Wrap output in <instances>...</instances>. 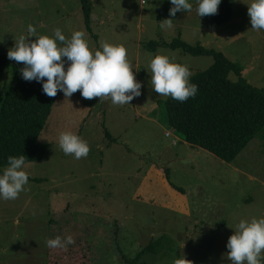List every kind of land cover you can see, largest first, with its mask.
<instances>
[{"label": "rangeland", "instance_id": "obj_1", "mask_svg": "<svg viewBox=\"0 0 264 264\" xmlns=\"http://www.w3.org/2000/svg\"><path fill=\"white\" fill-rule=\"evenodd\" d=\"M90 1L91 33L80 0H0L1 54L28 36L29 24L49 37L56 28L68 39L83 31L93 50L104 42L123 45L142 84L141 95L126 105L109 97L89 108L79 90L71 97L60 93L40 138L50 144L46 157L26 163L29 181L18 198L0 199V264H47L46 241L56 236L73 238L67 248L87 242L94 264H175L181 258L232 264L226 245L240 220L264 218V129L231 164L191 146L169 126V96L152 88L149 64L167 55L188 66L189 80L214 64L213 57L162 46L181 38L222 52L243 67L251 85L264 88V30L252 29V0H235L230 22L213 28L199 17L197 0L175 17L169 0ZM167 19L172 28L162 27ZM150 42L161 46L150 51ZM13 77L11 66L0 74V104ZM62 132L86 141L88 155H66ZM153 241L162 245L140 256Z\"/></svg>", "mask_w": 264, "mask_h": 264}, {"label": "trees", "instance_id": "obj_2", "mask_svg": "<svg viewBox=\"0 0 264 264\" xmlns=\"http://www.w3.org/2000/svg\"><path fill=\"white\" fill-rule=\"evenodd\" d=\"M80 2L86 28L91 33L92 3L90 0ZM234 5L235 0H222L217 14L206 15L205 25L213 28L230 22ZM160 46L157 42H150L147 48L156 51ZM162 46L193 56L214 58L210 68L190 79V83L198 86L196 96L185 102L169 96L165 109L169 126L182 134L191 146L204 149L226 163H233L264 129V88L251 85L243 77V67L229 60L222 52L201 45H189L181 38ZM10 66L14 77L5 86L0 104V171L8 166L9 156L24 155L26 163L46 157L50 144L41 142L40 138L61 93L58 91L55 97L47 96L43 92L42 82L22 78L23 62L9 60L7 54L0 53V74ZM232 73L238 77L237 81L230 79ZM80 98L89 108L95 107L100 99L88 100L81 93ZM161 245V241H153L140 256L156 252ZM90 252L87 242L67 250L48 247L47 264H94Z\"/></svg>", "mask_w": 264, "mask_h": 264}, {"label": "clouds", "instance_id": "obj_3", "mask_svg": "<svg viewBox=\"0 0 264 264\" xmlns=\"http://www.w3.org/2000/svg\"><path fill=\"white\" fill-rule=\"evenodd\" d=\"M172 7L169 16L177 12H189L192 4L189 0H169ZM222 0H197L199 17L215 15ZM248 16L253 30H264V0H252L248 6ZM172 28V19L163 21L162 27ZM28 36L21 35L7 58L23 62L25 67L21 76L25 81L42 82L43 92L55 97L62 92L71 97L78 90L83 98L110 97L114 105L129 104L134 97L141 95L142 84L137 82L132 66L127 59V49L123 45L102 43L101 49L93 50L83 31H75L68 39L60 28L54 35H37L36 27L27 26ZM35 37V40H29ZM66 58V59H65ZM151 84L156 93L171 96L174 100L185 102L194 98L198 86L190 83L191 72L187 65L174 62L169 56L158 54L150 60ZM46 78V80H45ZM131 95H125L126 93ZM59 147L76 159L86 157L90 147L78 135L62 132L59 136ZM24 155L9 156L8 166L0 174V199L14 200L24 191L28 184L29 174ZM74 243L71 236H56L46 241L51 249H64ZM228 258L232 264H262L264 261V218H253L251 221L240 220L234 234L228 239ZM175 264H190L185 258Z\"/></svg>", "mask_w": 264, "mask_h": 264}, {"label": "built area", "instance_id": "obj_4", "mask_svg": "<svg viewBox=\"0 0 264 264\" xmlns=\"http://www.w3.org/2000/svg\"><path fill=\"white\" fill-rule=\"evenodd\" d=\"M167 137H171V134L170 133H167Z\"/></svg>", "mask_w": 264, "mask_h": 264}]
</instances>
